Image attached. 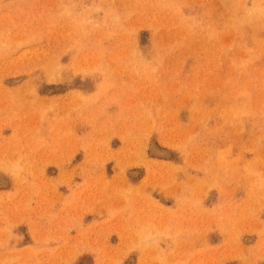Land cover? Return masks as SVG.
Instances as JSON below:
<instances>
[{"label":"rangeland","instance_id":"1","mask_svg":"<svg viewBox=\"0 0 264 264\" xmlns=\"http://www.w3.org/2000/svg\"><path fill=\"white\" fill-rule=\"evenodd\" d=\"M0 264H264V0H0Z\"/></svg>","mask_w":264,"mask_h":264},{"label":"crops","instance_id":"2","mask_svg":"<svg viewBox=\"0 0 264 264\" xmlns=\"http://www.w3.org/2000/svg\"><path fill=\"white\" fill-rule=\"evenodd\" d=\"M139 180H140V178H138L136 180H132V182H134V184H135V183L139 182Z\"/></svg>","mask_w":264,"mask_h":264}]
</instances>
